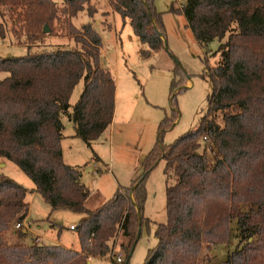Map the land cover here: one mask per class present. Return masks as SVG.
I'll list each match as a JSON object with an SVG mask.
<instances>
[{"label": "trees", "instance_id": "1", "mask_svg": "<svg viewBox=\"0 0 264 264\" xmlns=\"http://www.w3.org/2000/svg\"><path fill=\"white\" fill-rule=\"evenodd\" d=\"M105 1L111 13L129 21L145 47L142 58L166 49L161 14L151 1ZM83 11L93 18L96 8L90 0H63L61 6L50 0H0V38L5 39L11 19L15 39L27 48L25 56L0 58V73L8 74L0 81V159L16 165L51 210L85 216L72 229L79 252L10 244L9 232L18 239L27 235L23 228L13 229L28 217L27 190L0 176V264H87L109 253L111 264H129L138 231L150 223L144 217L146 180L161 161L166 223L156 225L157 244L144 264H212L201 258L202 251L228 244L232 221L239 228V243L220 264H264V0H184L172 9L183 15L201 47L221 43L219 63L208 70L207 111L195 128L165 146L163 136L178 114L171 97V118L159 125L142 173L95 210L86 207L91 192L80 181L81 171L63 162L61 149L62 116L73 123L75 137L91 147L114 115L115 79L103 64L101 37L92 24H72ZM56 29L72 39V49L30 52ZM189 78L176 65L170 96ZM81 80L83 90L70 111ZM210 153H216L213 161ZM119 235L126 257L117 263L113 251Z\"/></svg>", "mask_w": 264, "mask_h": 264}, {"label": "rangeland", "instance_id": "2", "mask_svg": "<svg viewBox=\"0 0 264 264\" xmlns=\"http://www.w3.org/2000/svg\"><path fill=\"white\" fill-rule=\"evenodd\" d=\"M50 1L59 6L63 4V0ZM149 1L153 3L156 12L161 14L166 49L148 59L141 57L140 50H145V47L133 35L129 21H122L118 15L111 13L105 0H90V4L96 8L93 18L83 11L72 20L76 28L92 24L99 33L103 64L110 69L117 82V113L112 127L108 133L93 142L91 147L75 137L74 125L68 117H61L63 162L69 166L72 164L81 171L82 183L91 192V197L86 203L89 210L101 206L100 195L106 199L102 201L106 202L113 197L118 187H125L123 180L128 172H133L135 168L133 179L142 173L141 163L156 143L159 125L166 118H171L173 109L170 105L171 97L175 96V109L178 114L173 126L163 136L165 146L195 128L208 108V97L212 91L211 82L207 77L208 70L219 63L217 50L221 43L216 40L207 48H203L195 41L186 27L183 15L172 11L180 8L184 0ZM10 20L7 19L5 39L0 38V58L22 57L27 53L26 46L15 39L11 31L12 20ZM104 21L111 25V30L105 29V25L100 24ZM73 47L72 39L56 29L55 35L44 37L29 50L31 53H40ZM176 65L190 78L185 80L183 86L173 90V95L170 96ZM6 77H8L7 73H0V81ZM178 79L177 77L176 80ZM82 90L81 80L71 95L70 111ZM215 157L216 153H210L211 161ZM5 161L0 159V162ZM97 169L102 170V173L96 172ZM107 169L110 172H107ZM163 169L164 162L161 161L146 180L147 200L144 217L150 223L141 228L140 238L129 259V264H144L148 252L157 244L156 225L166 223V177ZM0 176L13 180L27 190L26 201L29 205V213L25 225L29 228L28 234L20 240L9 232L6 237L10 244L38 243L80 251L78 235L76 231H71L70 227H78L84 220V215L67 210H51L37 192L34 194L31 192L34 188L33 183L11 162L6 161L4 166H0ZM242 208L247 210V207ZM13 229L15 230V227ZM230 230L228 244L213 246L210 250L203 249L201 258H208V262L212 264L224 262L239 243V228L236 221H232ZM122 242L123 239L119 235L114 246L113 262H116L118 256H121L122 260L126 257L120 247ZM110 262L111 253L104 258L90 260V264H111Z\"/></svg>", "mask_w": 264, "mask_h": 264}, {"label": "crops", "instance_id": "3", "mask_svg": "<svg viewBox=\"0 0 264 264\" xmlns=\"http://www.w3.org/2000/svg\"><path fill=\"white\" fill-rule=\"evenodd\" d=\"M109 10L111 11V9L109 8ZM116 96H117V82H116V80H115V96H114V115H113V120H114V117H115V115H116V113H117V111H116ZM113 120H112V122H113ZM111 125H112V123H111ZM109 126L108 127V129L104 132V134L105 133H108V131H109V129H110V127H112V126ZM103 134V135H104ZM102 135V136H103ZM107 140V138L105 137V141ZM62 142H63V138H62ZM61 142V143H62ZM96 142V141H95ZM91 145H92V143H91ZM97 157V156H96ZM97 159H99V157H97ZM6 164V161L5 162H0V166H4ZM71 166H73L72 164H70ZM75 166V165H74ZM134 170H135V168L133 169V172H134ZM96 172H99V173H102V170H100V169H97L96 170ZM107 172H110V170L109 169H107ZM133 172H128L125 176H124V183H125V187H128L129 185H130V183H131V181L133 180V176H132V174H133ZM82 178H83V175H82V173H81V177H80V181H81V183H82ZM118 182V184L120 185V183H119V181H117ZM121 182V181H120ZM124 183H121V184H124ZM83 184V183H82ZM127 184H129V185H127ZM86 186V185H85ZM32 191V193L34 194L36 191H35V187L33 188V189H31ZM98 193H99V191H98ZM99 195H100V193H99ZM91 197V196H90ZM100 202H102V204L104 203L103 201H105L106 199L104 198V197H102V195H100ZM103 200V201H102ZM101 204V205H102ZM87 206V205H86ZM27 219H28V217H27ZM27 219L23 222V224L21 225L22 226V228L24 229V231H26V233L28 234V230H29V228H28V226H26L25 225V223L27 222ZM71 228V227H70ZM26 229V230H25ZM71 231H74V230H72V229H70ZM36 237H38V236H36ZM20 240H22V239H20Z\"/></svg>", "mask_w": 264, "mask_h": 264}, {"label": "built area", "instance_id": "4", "mask_svg": "<svg viewBox=\"0 0 264 264\" xmlns=\"http://www.w3.org/2000/svg\"><path fill=\"white\" fill-rule=\"evenodd\" d=\"M15 229H16V230H19V229H21V226H20V225H16V226H15ZM70 229H73V227H71ZM115 261H116L117 263H120V262L122 261L121 256L116 257Z\"/></svg>", "mask_w": 264, "mask_h": 264}, {"label": "water", "instance_id": "5", "mask_svg": "<svg viewBox=\"0 0 264 264\" xmlns=\"http://www.w3.org/2000/svg\"><path fill=\"white\" fill-rule=\"evenodd\" d=\"M44 33H48V28L47 27L44 28ZM165 48H166V46H165ZM140 232H141V230L138 231L139 234H140ZM87 264H90V262H88Z\"/></svg>", "mask_w": 264, "mask_h": 264}]
</instances>
